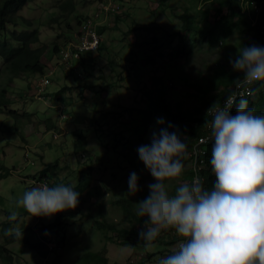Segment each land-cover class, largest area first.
<instances>
[{
    "label": "rangeland",
    "instance_id": "374dc122",
    "mask_svg": "<svg viewBox=\"0 0 264 264\" xmlns=\"http://www.w3.org/2000/svg\"><path fill=\"white\" fill-rule=\"evenodd\" d=\"M59 1L34 0L21 11L33 18L29 29L39 31L40 40L27 46H46L41 59L43 71L26 70L13 77L0 56V89L6 88L10 99L7 108L20 115L16 120L8 109L0 113V165H4L0 166V221L11 220L6 212H17L16 227L21 223L23 228H33L42 245L35 248L32 244L7 243L1 230L0 243L14 252L11 264H77L87 251L96 254V264H158L177 249L179 241L168 243L173 235L167 230L146 245L139 233L147 218L138 219L133 213L137 205L127 207L125 202L149 196L148 185L155 179L137 149L150 144L153 132L168 128L170 123L168 115L157 111L147 137L131 141L133 108L147 107L149 95H157L154 75L165 76L161 84L168 85V100H185V107L192 111L204 107L210 75L224 69L236 83L243 74L233 70L230 59L237 56L239 48L257 44L258 29L264 31V22H260L264 0H75V11L69 16L59 7ZM102 1L113 2L117 9L99 18L101 48L93 55L86 52L85 63L79 65L74 59L72 68L63 65L61 53L52 50L53 42L58 41L60 48L67 47L68 35L76 36L82 20ZM189 10L197 15L200 25L222 20L221 27L224 22L231 23V30L223 34L217 28L214 37L219 38L218 42L210 41L204 32L186 35L182 42L188 44V49L176 55L173 46L182 35V15ZM204 10H208L206 18ZM11 27L22 28L25 23L20 21ZM154 34H158V42L165 49L153 65L142 58L145 46L139 41L145 42ZM7 39L19 45L10 34ZM52 69L46 91L37 92V82ZM198 81L202 83L199 88ZM158 118L166 123L159 124ZM188 123L178 121L176 126L189 129ZM83 135L85 150L78 151L77 143ZM116 136L120 139L114 141ZM194 137L192 131L181 136L188 153L181 183H190L192 168L198 169L192 160L198 149H190ZM133 172L139 177L141 190L129 195L128 180ZM87 174L94 176L95 185L80 193L75 209L52 217H31L16 206L26 191L40 187V181L49 178V187L61 183L75 187ZM176 186L173 181L170 189ZM57 218L60 223L56 235H51L54 228L46 229L44 224ZM117 227L127 232L119 233Z\"/></svg>",
    "mask_w": 264,
    "mask_h": 264
},
{
    "label": "clouds",
    "instance_id": "9594fccd",
    "mask_svg": "<svg viewBox=\"0 0 264 264\" xmlns=\"http://www.w3.org/2000/svg\"><path fill=\"white\" fill-rule=\"evenodd\" d=\"M230 63L234 71L243 75L237 78L235 90L224 106L209 109L214 140L210 159L215 175L212 188H205L199 178L191 183L180 182L188 153L178 131L161 128L153 132L150 144L137 149L155 179L148 185L149 196L136 203L135 214L148 218L140 238L150 245L167 230L183 238L178 249L158 264H264V116L256 115L255 109L249 107L242 90L264 82V47L243 46ZM234 104L236 114L232 115ZM158 123L166 122L158 118ZM138 180L135 172L130 174L129 195L141 190ZM173 181L178 186L171 190ZM43 182L47 185L41 186ZM38 184L40 187L31 188L16 201V206L31 217H52L77 208L80 193L74 186L61 183L49 187L47 179ZM17 215L13 211L9 218L16 220ZM0 230L4 239L1 227ZM15 235L23 233L17 228Z\"/></svg>",
    "mask_w": 264,
    "mask_h": 264
},
{
    "label": "trees",
    "instance_id": "16d2710c",
    "mask_svg": "<svg viewBox=\"0 0 264 264\" xmlns=\"http://www.w3.org/2000/svg\"><path fill=\"white\" fill-rule=\"evenodd\" d=\"M34 0H0V56L4 60V65L7 68L8 71L12 72L13 77H17V74L26 70H33V71H43L45 64L42 62V55L44 50L46 51V46L36 47V48H30L27 46L28 43H35L40 40L39 38V31L38 28L29 29L33 25V18H29L24 16L21 11L27 4L30 2H33ZM251 3L257 2L260 3L262 0H250ZM59 7L65 12L66 15H71L75 11V0H60L59 1ZM208 14V10H204L203 18H206ZM22 21L25 23V27L19 28V27H11V25H17L19 22ZM261 23L264 22V12L261 13ZM224 27L222 26V20H216L215 23H211L209 21H205L204 25L199 24V18L195 13L192 11H187L182 15V25H181V32L182 35H180L179 42L173 46L174 53L177 55L179 52H185L188 49V44L186 42H182L184 36L191 37L196 33L204 32L207 35V38L210 41H219V38H215V32L217 28H221V32L223 34H228L231 30V23L224 22ZM97 32H98V26H97ZM7 34L16 41L19 42V45L12 44L7 39ZM99 36L100 33L98 32ZM258 34L260 37H258L257 45L263 46L264 45V31L260 27L258 29ZM68 40L71 41L76 38V36L68 35ZM148 40H145V42H141L143 46V54L142 58H144L145 62L147 63H156L158 60L157 58L161 56L164 52L163 49L165 47H162V44L158 42V34H154L151 39L147 38ZM101 36L99 41V46L96 50H89L87 52H90L89 54L93 55L95 51H98V49L101 48ZM60 47L58 44V41H54L52 44V50L54 52L59 51ZM86 53V52H85ZM81 54L80 58H75L79 62V65L81 63H85V56L84 54ZM65 65L66 63H62ZM154 65V64H153ZM67 66V65H66ZM70 68L72 66L68 64ZM165 76L161 75H154L153 79L155 82H157L155 88H157L158 93L155 97H152V95H149L147 107L144 108H133L135 109V113L131 116V134L130 139L133 141V138L138 141H143L145 137H147L148 132L150 130V127L152 125L153 119L156 115V112H163L165 115H168L169 123L171 125H175V127H168V130L170 132L178 131L180 136L184 134L187 131H192L193 136H195L193 140V144L191 145L190 149H193L195 147L198 149V153L192 156V160H194V163L196 162L198 169L194 170L192 168V171L190 172L191 175V182L193 181V178L195 175H199L201 178L202 183L204 184L205 188H212L215 182V175L212 172L210 159H211V147L214 143L213 137H212V129H211V121L213 119L212 113L209 111L211 107H214L216 105H219L223 103V100L227 99V97L231 94L233 90H235V78L232 77V75L228 74L226 70L221 69L215 72V74H212L209 76L208 84L206 85V91L208 93V98L206 99V103L203 105L204 107L202 109H195L192 111L189 108L185 107V100H177L176 103L174 101L168 100L166 95V87H168L167 84H161ZM167 78H170V76H166ZM184 78L187 79V74L184 73ZM242 79V76L240 77ZM234 84H233V82ZM199 82V81H198ZM198 88L201 86L202 83H198ZM50 84V83H49ZM48 85V84H47ZM47 87V86H46ZM45 87V89H46ZM252 87V94L247 95L246 98H251L249 100V107L255 109L256 115L264 116V82H256L255 84L251 85ZM46 91V90H45ZM211 91H218L214 94L211 93ZM57 93V92H56ZM55 93V94H56ZM49 94H47L48 96ZM58 97V96H56ZM64 100V98H63ZM10 99L6 96V88L3 87L0 89V113L3 112L5 109H8V103ZM237 100V104H238ZM212 105V106H211ZM236 104L233 105V107L230 109V112L232 115L236 114ZM68 114L72 115V113L68 110H66ZM8 114L11 116H15L16 120L17 118H20L19 113L15 109H8ZM167 117V116H166ZM82 120L83 118H79ZM90 121L94 122L95 120L93 118H90ZM178 121H182L184 123L190 124V128H182L179 126H176ZM170 128V129H169ZM120 135L122 134V131L119 132ZM83 140H79L77 143L78 151H84V135L82 136ZM132 137V138H131ZM201 137H208L204 142L198 143L199 139ZM117 139H120L118 136L114 138V141H117ZM191 139V137H190ZM1 167L4 165H0ZM8 172L3 175H7ZM205 178V181L204 179ZM47 181L49 182V178H47ZM95 178L92 176V174H87L83 180H81L78 185H76L74 188L79 193L84 192L93 185H95ZM190 182V183H191ZM139 200L136 202L133 200L131 202H125V205L127 207L136 206ZM133 213L135 214V210L133 209ZM7 215H11V212H7ZM136 215V214H135ZM137 216V215H136ZM138 219L140 217L137 216ZM147 217H143L141 219H146ZM148 219V218H147ZM19 222V217L17 216L16 220H5L3 222H0V227L3 230L4 239L7 243L12 242H19L21 244L25 245H33L35 248H40L42 245V242L37 240L35 238L36 233L33 231V228L27 227L23 228V225L18 226L19 230L23 233L22 236L17 237L15 235V230L17 229L16 225ZM60 219L57 218L55 221L50 222L48 224H44V227L46 229L54 228L50 233L51 235H56V228L59 226ZM116 230L119 231V233H125L127 232L126 229L117 227ZM9 231L12 232V234H8ZM133 233H139L137 230H133ZM170 234L173 235L172 240H170L168 243H174L181 239L179 235H177L174 230H170ZM24 252L21 250V253ZM14 252L10 250V248L5 244H0V261L3 264H11L14 261ZM101 258V256H100ZM97 261L96 254H93L92 252H86L82 255V257L79 258L77 261V264H96Z\"/></svg>",
    "mask_w": 264,
    "mask_h": 264
},
{
    "label": "built area",
    "instance_id": "2783aa9c",
    "mask_svg": "<svg viewBox=\"0 0 264 264\" xmlns=\"http://www.w3.org/2000/svg\"><path fill=\"white\" fill-rule=\"evenodd\" d=\"M108 6H114V7H112L111 9H108L107 8ZM116 9H117V5H114L113 2H111V1L100 2V4L97 7V10L94 11L91 15H89L85 19H83V21L81 22V24L79 26V30L77 32L76 38L69 41L67 47L61 48L60 53L62 56V63L72 64V61L75 58H80L81 54H83L84 52L89 51V50H96L97 47L99 46V41H100V36L97 32V26H98L99 21H100L99 18L101 17L102 13L107 14V13H109V10H116ZM52 73H54V69H52L51 72H48L46 75H44L39 80V82L37 83L38 92L43 91L45 89L46 85L51 82L50 75ZM242 90L245 91V93L247 94L249 91L252 92V87H251V85L246 86ZM225 102H226V99L223 100V103L212 107V109L214 110L215 107H223ZM210 112L212 113V111H210ZM207 138L208 137H203V138H201V141L204 142ZM202 142H200V143H202ZM199 177L200 176L197 175V178H199ZM200 180H201V178H200ZM43 185H47V183L43 182L41 184V186H43ZM182 239L183 238L181 237L179 242ZM178 246H179V244H178ZM177 249H178V247H177Z\"/></svg>",
    "mask_w": 264,
    "mask_h": 264
},
{
    "label": "bare ground",
    "instance_id": "6f19581e",
    "mask_svg": "<svg viewBox=\"0 0 264 264\" xmlns=\"http://www.w3.org/2000/svg\"><path fill=\"white\" fill-rule=\"evenodd\" d=\"M59 55H60V52H59Z\"/></svg>",
    "mask_w": 264,
    "mask_h": 264
}]
</instances>
